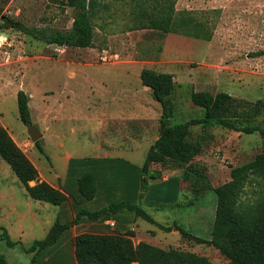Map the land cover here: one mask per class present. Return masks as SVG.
<instances>
[{"label": "rangeland", "instance_id": "rangeland-1", "mask_svg": "<svg viewBox=\"0 0 264 264\" xmlns=\"http://www.w3.org/2000/svg\"><path fill=\"white\" fill-rule=\"evenodd\" d=\"M130 1L124 0L125 7L121 5L118 12L122 30L123 24L131 23ZM0 10V32L7 37L0 49V123L35 164L39 178L55 171L53 164L62 163L60 156L67 150L82 154L121 151L131 160L144 161L147 149L159 135L161 106L153 105L150 89L140 85L141 65L132 64L135 57H144L143 67L171 71L174 75L170 123L203 115V108L196 107L190 99L192 90L213 94L226 91L247 100L264 97V54H255L264 50V0H176L167 28L135 30L130 36L125 34L121 40L112 41L102 39L93 17L94 36L89 47L48 44L7 27L2 21L1 15H6L27 26L67 30L74 10L66 0H0ZM20 89L29 97L32 124L41 132L38 140L43 152L31 140L27 125L19 117L16 94ZM120 93L126 99L134 95L140 98L143 110L137 114L128 112L123 117L93 116L96 111L91 110L90 104L96 102L95 98H113ZM191 134L202 135L203 146L188 163L181 167L168 160L152 163L160 171L181 170L193 164L211 187L228 181L231 167L252 160L263 142L257 132L244 134L220 126L203 130L193 125ZM92 146L99 149L92 150ZM191 195V183L184 181L183 190L173 200L144 206L156 220L170 224L167 231L174 229V237H168L163 247L194 252L212 264L227 262L215 248L179 238L178 228L207 237L213 222V190L192 201ZM262 197L264 178L251 175L241 202L247 206ZM57 207L30 198L0 157V226L14 238L22 237L23 244L9 247L5 240H0V252L11 264L29 262L23 246L46 235L54 221L53 208ZM66 217L70 216H61ZM138 225L154 226L141 216ZM84 230L71 227L68 242Z\"/></svg>", "mask_w": 264, "mask_h": 264}, {"label": "trees", "instance_id": "trees-1", "mask_svg": "<svg viewBox=\"0 0 264 264\" xmlns=\"http://www.w3.org/2000/svg\"><path fill=\"white\" fill-rule=\"evenodd\" d=\"M137 1L138 4L143 3V6L134 13V20L139 21L140 26L167 28L176 0ZM97 2L98 0H66L67 5L74 10L71 26L67 30L27 26L6 15H1V17L5 26L19 29L45 43L89 47L92 46L94 36L92 8ZM255 54H264V50H259ZM139 76L141 83L150 89L154 100L158 101L161 106L159 136L147 149L140 167L143 173L148 172L150 165L167 160L181 167L201 152L203 136L199 134L192 136L191 127L193 125H199L203 130L210 126H220L244 134L257 132L262 136L261 151L252 160L232 166L228 181L211 187L202 171L193 164H188L181 169L178 178L190 181L191 201L199 198L207 190H213L216 195L210 237L203 238L182 229L183 235L198 243L216 248L228 259L222 264H264V197L247 206L241 202V194L250 176L257 175L264 178V97L247 100L234 97L226 91L213 94L207 90H192L190 99L196 107L203 108V115L183 122L170 123L173 105L170 96L175 86L173 74L143 67ZM16 99L20 119L25 125L31 124L27 93L22 89L18 90ZM35 145L43 152L39 140L35 141ZM0 157L8 163L31 198L61 205L69 197H74L73 191L69 188H56L45 180H38L37 167L14 142L1 123ZM157 172L161 173L160 170ZM32 180L36 183L30 185L29 181ZM75 184L77 194L82 197V200L74 197V217L56 218L43 238L34 239L28 246H23L25 252L33 254L29 263L54 264V257H49V255L61 247L64 259L59 261L60 264H69L71 253L76 264H131L133 261H138L139 264H212L205 256L190 251L165 249L146 242L134 245L128 234L81 231L71 242H68V232L72 226L82 221L102 222L109 218L117 220V215L124 208L155 223L153 218L139 205L126 201L112 202L96 210L85 207L84 202L93 198L97 191L96 183L89 171H82L76 177ZM158 225L169 230V227ZM0 229V240H5L9 247H14L19 243L10 238L4 227L0 226ZM45 256L48 257L47 262L42 263ZM0 264H8L1 252Z\"/></svg>", "mask_w": 264, "mask_h": 264}, {"label": "crops", "instance_id": "crops-1", "mask_svg": "<svg viewBox=\"0 0 264 264\" xmlns=\"http://www.w3.org/2000/svg\"><path fill=\"white\" fill-rule=\"evenodd\" d=\"M120 2L122 3L120 4ZM130 2L131 4L129 3L128 9L131 13V23L123 24V28L125 27V29L123 30L122 26L120 27L121 22L119 21L121 20L118 16V12L120 11V9H122L121 5L125 7L124 0H98V2L93 5V17H95L97 20L96 28L100 32L103 40H121V37H125V34L130 36L132 33H134L135 30L140 31L150 28L142 27L139 25V21L134 20L135 11L143 6L140 5L141 2L139 4H137L135 0H132ZM132 61V64H140L141 70L143 68L141 63L145 62L146 60L144 59V57H135L132 59ZM162 72L172 73L171 71ZM86 74L88 81L91 82V79L89 78L90 74ZM140 85L144 86L141 83V79ZM145 87L148 88L147 86ZM125 97L126 96H123L122 93H120L119 95H115L113 98H95L94 100L96 102H92L90 104L91 110L96 111L93 116L98 118L123 117L126 116L128 112L130 114H137L138 112L143 110V103L140 98L135 95L129 99H126ZM127 101H129V103ZM153 101V105H160L158 101L154 99ZM130 102H132L131 104L133 105H130ZM90 149H99V146H92ZM60 160H62V163L59 162L58 164H53L52 168H54L55 171H49L48 177H46L45 175H40L41 178H39L38 172V180H45L56 188H69L73 191L74 197L81 201L82 197L77 194V191L75 189V179L80 175L82 171H89L96 183L97 191L93 198L84 202V206L88 209L96 210L105 207L112 202L126 201L131 204L139 205L142 209H144L146 213H148L152 217V215L149 213V209H146L144 206L152 207L156 202H169L174 199L176 193L183 190L184 180L178 178L180 170L163 169L159 174L157 171L158 169H160V167L152 164L149 166L148 172L143 173L140 168L143 162H136L134 160H131L128 156H126L125 153H122L121 151L102 152L98 150L97 152L94 151L93 153L82 154L71 153V151L67 150L65 151L63 156H60ZM60 165H62V167L58 169ZM152 174H155V176H152ZM35 183V180L29 181L30 185H33ZM74 197H69V199L63 204L58 205L59 208H53L52 216L54 220L62 216L64 213L70 215V218L74 217ZM138 217L139 216L136 215L133 211L124 208L120 210V213L117 215V220H115L114 218H109L102 222L82 221L79 224L74 225V228H85L84 231L94 233L113 232L128 234L134 245L138 244L139 242H146L148 244L162 248V244H167L168 237H171L172 235L174 237V234H172L174 233L173 228L170 230L171 232L173 231L171 233L167 231L168 229H164L158 225L161 224L163 226L169 227L170 224L168 222L158 221L154 217H152L155 221V223H152L154 224V226L141 228L138 225ZM178 230L179 238H188L187 236L183 235L181 231L182 228H178ZM210 230L211 226L210 228H208L209 235L203 238L210 237ZM7 232L9 233L10 238L13 241L19 242L17 245L22 244V237L18 236L17 238H14L10 231L7 230ZM21 234H23L22 231ZM192 234L197 235V232ZM25 253L28 255L25 259H29L30 262L33 254H30L29 252ZM63 255L64 253L62 252V248L59 247V249L54 253H51L49 257H54V264H60L59 261H62V259H64ZM67 256H69V254H67ZM47 259L48 257L45 256V258L42 259L41 262H47ZM70 259L71 262L69 264H76L72 253ZM7 262H9L8 264H11L10 260H7ZM29 262H27V260H24L23 263L19 264H28ZM131 264L139 263L138 261H133Z\"/></svg>", "mask_w": 264, "mask_h": 264}, {"label": "water", "instance_id": "water-1", "mask_svg": "<svg viewBox=\"0 0 264 264\" xmlns=\"http://www.w3.org/2000/svg\"><path fill=\"white\" fill-rule=\"evenodd\" d=\"M27 133L34 142L42 136L41 132L32 123L27 125Z\"/></svg>", "mask_w": 264, "mask_h": 264}, {"label": "built area", "instance_id": "built-area-1", "mask_svg": "<svg viewBox=\"0 0 264 264\" xmlns=\"http://www.w3.org/2000/svg\"><path fill=\"white\" fill-rule=\"evenodd\" d=\"M7 43V37L0 32V49ZM9 45V44H8Z\"/></svg>", "mask_w": 264, "mask_h": 264}]
</instances>
